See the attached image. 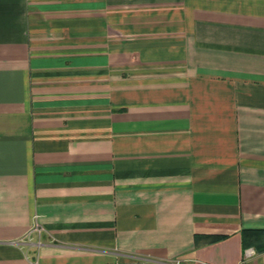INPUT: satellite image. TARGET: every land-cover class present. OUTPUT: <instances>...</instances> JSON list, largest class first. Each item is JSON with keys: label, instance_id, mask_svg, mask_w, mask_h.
<instances>
[{"label": "crops", "instance_id": "crops-1", "mask_svg": "<svg viewBox=\"0 0 264 264\" xmlns=\"http://www.w3.org/2000/svg\"><path fill=\"white\" fill-rule=\"evenodd\" d=\"M176 260L264 264V0H0V264Z\"/></svg>", "mask_w": 264, "mask_h": 264}, {"label": "built area", "instance_id": "built-area-1", "mask_svg": "<svg viewBox=\"0 0 264 264\" xmlns=\"http://www.w3.org/2000/svg\"><path fill=\"white\" fill-rule=\"evenodd\" d=\"M35 229H37L38 231H40V228L39 227H34ZM179 263V261L178 260H176L175 261V264H178Z\"/></svg>", "mask_w": 264, "mask_h": 264}]
</instances>
